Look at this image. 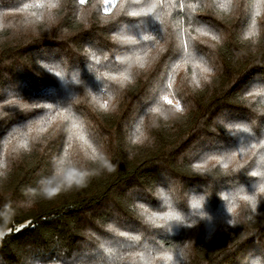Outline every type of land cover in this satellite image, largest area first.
Segmentation results:
<instances>
[{"label": "trees", "instance_id": "1", "mask_svg": "<svg viewBox=\"0 0 264 264\" xmlns=\"http://www.w3.org/2000/svg\"><path fill=\"white\" fill-rule=\"evenodd\" d=\"M262 189L264 0H0V264H264Z\"/></svg>", "mask_w": 264, "mask_h": 264}, {"label": "snow or ice", "instance_id": "2", "mask_svg": "<svg viewBox=\"0 0 264 264\" xmlns=\"http://www.w3.org/2000/svg\"><path fill=\"white\" fill-rule=\"evenodd\" d=\"M80 3H84V0H80ZM134 15H136L134 13ZM127 42L129 43H135V41H132V40H128ZM9 103L11 104H15L16 102L15 101H10ZM169 103H171V101H169ZM68 182L71 184L73 182L75 183H81L82 180H83V175L82 174H77V173H72L70 174L68 177ZM48 191V194L51 196V195H55L57 191H59V186H57L56 188H51V189H47ZM261 191H264V189H262ZM242 199H244L245 201L249 200V197L247 196H244L242 197ZM230 211H235V209H229ZM0 215H4V216H7V211L5 212H0ZM177 217H174L171 213L167 214V216H164V217H160V219H176ZM9 231H11V229H9ZM0 235H2V233H0ZM121 236H124L125 233L121 232L120 233ZM133 239H138V237H133ZM162 259H166V260H170L171 257L170 256H165V257H162Z\"/></svg>", "mask_w": 264, "mask_h": 264}, {"label": "rangeland", "instance_id": "3", "mask_svg": "<svg viewBox=\"0 0 264 264\" xmlns=\"http://www.w3.org/2000/svg\"><path fill=\"white\" fill-rule=\"evenodd\" d=\"M85 1V0H84ZM106 2H109V3H112V2H114V0H106ZM172 105L174 106V108L176 109V110H179L180 109V104H179V102L178 101H173L172 102ZM142 262V261H141Z\"/></svg>", "mask_w": 264, "mask_h": 264}]
</instances>
